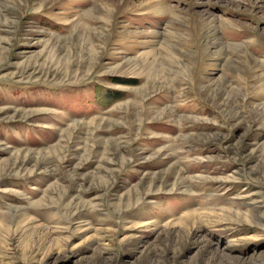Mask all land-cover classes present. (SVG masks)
I'll return each instance as SVG.
<instances>
[{
	"label": "rangeland",
	"instance_id": "374dc122",
	"mask_svg": "<svg viewBox=\"0 0 264 264\" xmlns=\"http://www.w3.org/2000/svg\"><path fill=\"white\" fill-rule=\"evenodd\" d=\"M0 264H264V0H0Z\"/></svg>",
	"mask_w": 264,
	"mask_h": 264
},
{
	"label": "bare ground",
	"instance_id": "6f19581e",
	"mask_svg": "<svg viewBox=\"0 0 264 264\" xmlns=\"http://www.w3.org/2000/svg\"><path fill=\"white\" fill-rule=\"evenodd\" d=\"M172 9H173V8H172ZM221 43H222V42H221ZM221 43H220V44H221ZM225 45H226V44H225Z\"/></svg>",
	"mask_w": 264,
	"mask_h": 264
}]
</instances>
